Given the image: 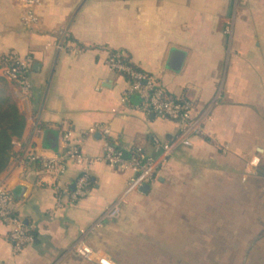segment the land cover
I'll return each mask as SVG.
<instances>
[{"label": "crops", "instance_id": "obj_1", "mask_svg": "<svg viewBox=\"0 0 264 264\" xmlns=\"http://www.w3.org/2000/svg\"><path fill=\"white\" fill-rule=\"evenodd\" d=\"M36 13L28 25L20 0H0V51L30 58L32 88L28 106L14 99L26 124L0 184L33 238L15 253L0 222V264H97L74 253L78 238L111 264H264V0H43ZM173 50L183 54L178 71L168 66ZM110 51L194 114L209 112L203 134L158 166L146 193L128 194L114 219L104 213L132 170L97 159L86 195L57 200L55 185L72 192L79 167L68 163L55 183L24 162L64 150L66 131L99 158L94 125L109 128L125 159L156 157L154 139L177 134V121L143 110L137 93L125 96L127 79L107 67Z\"/></svg>", "mask_w": 264, "mask_h": 264}, {"label": "built area", "instance_id": "obj_2", "mask_svg": "<svg viewBox=\"0 0 264 264\" xmlns=\"http://www.w3.org/2000/svg\"><path fill=\"white\" fill-rule=\"evenodd\" d=\"M24 8L23 21L32 25L37 21V9L43 0H20ZM229 32V28H225ZM107 67L128 81L129 93H137L140 98V106L143 110L165 116L175 120L179 124L177 134L168 141L154 139L156 157L144 158L137 152L130 153L124 158L122 152L110 139V130L104 125H94L89 132L98 130L102 137L103 152L99 158H90L81 152L79 140L71 136L70 131L62 136L64 150L53 153L50 156H41L28 153L25 156L26 164L37 163L40 169L51 176L55 183L66 172L67 164L73 163L79 167V174L74 182V190L67 191L55 185L57 200L61 194H69L72 201L83 198L90 186L89 166L97 159L105 162L109 167L134 172L125 186L121 196L104 213L109 219L117 218L120 213L119 204L131 192L139 190L143 184H149L158 166L178 148L191 145V138L203 134L204 125L209 119L207 110L194 114L193 105L182 98H172L157 82L145 73L135 68L122 51H110L106 59ZM30 58L22 57L15 50L0 51V77L8 82L13 89L14 99L24 106H28L32 98L31 82L29 80ZM257 160H252L250 165H257ZM0 222L8 228V238L15 253L33 241L32 236L25 229L22 219L15 211L13 197L10 191L0 184ZM74 253L84 260H94L97 264H111L105 255L91 248L84 238H78L73 245Z\"/></svg>", "mask_w": 264, "mask_h": 264}, {"label": "trees", "instance_id": "obj_3", "mask_svg": "<svg viewBox=\"0 0 264 264\" xmlns=\"http://www.w3.org/2000/svg\"><path fill=\"white\" fill-rule=\"evenodd\" d=\"M25 124L24 113L10 95L6 81L0 77V176L8 169L14 141L21 137Z\"/></svg>", "mask_w": 264, "mask_h": 264}, {"label": "water", "instance_id": "obj_4", "mask_svg": "<svg viewBox=\"0 0 264 264\" xmlns=\"http://www.w3.org/2000/svg\"><path fill=\"white\" fill-rule=\"evenodd\" d=\"M183 60V54L178 51H171L169 56L168 66L173 71H178ZM149 188V184H143L140 186L139 191L146 193Z\"/></svg>", "mask_w": 264, "mask_h": 264}, {"label": "rangeland", "instance_id": "obj_5", "mask_svg": "<svg viewBox=\"0 0 264 264\" xmlns=\"http://www.w3.org/2000/svg\"><path fill=\"white\" fill-rule=\"evenodd\" d=\"M167 252V251H166ZM172 261L174 262L175 260H177V258H175V257H178L179 255V250H172ZM159 262L158 263H156V264H168V263H165V262H167L168 261V259H167V257L166 258H163V257H161L159 260H158ZM172 264H174V263H172Z\"/></svg>", "mask_w": 264, "mask_h": 264}]
</instances>
